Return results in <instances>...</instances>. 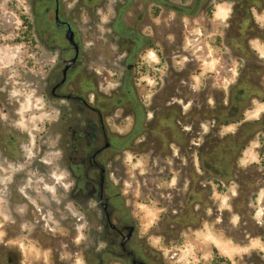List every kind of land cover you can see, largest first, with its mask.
Here are the masks:
<instances>
[{
  "label": "rangeland",
  "instance_id": "1",
  "mask_svg": "<svg viewBox=\"0 0 264 264\" xmlns=\"http://www.w3.org/2000/svg\"><path fill=\"white\" fill-rule=\"evenodd\" d=\"M91 1L80 3L79 14L67 4L64 13L82 21L83 53L97 52L104 91L119 92L128 79L148 101L156 80L139 71L142 42L130 58L135 69L127 70L133 50L113 30L118 10L120 22L143 38L153 39L146 19L154 22L164 55L173 42L172 63L158 68L160 82L180 73L194 103L209 106V116L196 121L190 166L176 149L167 158L134 148L115 153L109 184L123 218L161 264H220L224 256L228 264H264V0L245 7H235L236 0ZM155 2L163 8L152 19ZM43 5L0 0V264H84L82 251L107 242L87 152L74 144L71 117L58 128L59 106L46 96L58 49L38 24ZM23 15L32 27L28 37ZM147 61L151 68L158 59ZM121 113L116 109L114 127L124 132L131 120L119 124ZM240 133L248 141L230 150ZM205 159L213 166L205 167Z\"/></svg>",
  "mask_w": 264,
  "mask_h": 264
},
{
  "label": "flooded vegetation",
  "instance_id": "2",
  "mask_svg": "<svg viewBox=\"0 0 264 264\" xmlns=\"http://www.w3.org/2000/svg\"><path fill=\"white\" fill-rule=\"evenodd\" d=\"M80 3L91 6L93 2L44 0L38 24L45 25L50 46L58 49L56 64L49 70L45 79L46 96L59 106V116L56 119L58 128L65 127L63 123L70 119L71 130L76 132L73 137L75 146L87 152L84 166L87 167L88 173L94 175L93 197L100 213L99 226L102 237L107 238L102 249L82 251L83 261L84 264H161L155 261L156 258L151 257L149 252L147 253L145 245L137 237L136 227L123 218L121 198L115 193L112 184H109V176L113 175L114 156L116 152L134 148L145 154L155 152L167 158L176 149L186 153L190 166L193 164L195 126L201 124H196V121L209 116V106L194 103L195 91L189 86V80L180 73L175 74V79L170 82H160L158 68L164 63L167 66L172 63L173 42L167 45L169 49L164 55L162 45L155 42L157 38H155L154 22L152 24L148 18L146 19L148 21L146 28H150V33L154 35L153 39L148 33H142L145 36L143 38L142 35L138 36L133 28L126 27L120 22L118 10L112 23L113 30L127 36L131 40L132 46H130L133 50L132 55L127 52L129 57L125 64L127 70L135 69L136 63H131L130 58L137 51V45L142 42L138 50L139 71L143 75L154 74L156 80L152 97L148 101L142 96H137L136 88L128 79L123 80L121 91H104V86L102 87L98 80V67L101 64L97 52L93 50L87 54L83 53L80 32L82 21L78 22L76 18L64 13L65 5L72 4L77 9L72 11L73 14H79L78 9L83 6ZM127 3L129 1L123 4ZM254 3L255 0H236L234 5L245 7ZM162 8L160 3H153L151 18L157 19ZM139 18L137 26L142 21ZM86 28L90 29L89 36L94 33V28L91 26ZM148 48H153L156 52H149ZM155 55L158 62L150 68L147 56L150 58ZM153 68L157 70L155 73L152 72ZM167 72H170V69ZM104 78L106 79L105 76ZM102 83L106 84V82ZM220 108L226 111L225 105L221 104ZM116 109H122L119 124L125 119L131 120L127 123L129 126L124 132L114 127ZM219 115H215L217 119L222 117V114ZM66 116L71 118L67 119ZM226 116L227 113H224V119L227 118ZM248 139L249 137H243L240 133L235 138V143H230L228 147L230 150L242 148ZM221 141L227 142L226 137ZM213 159L211 161L205 159L203 165L210 168L213 166ZM228 263L225 256L220 257V264Z\"/></svg>",
  "mask_w": 264,
  "mask_h": 264
},
{
  "label": "trees",
  "instance_id": "3",
  "mask_svg": "<svg viewBox=\"0 0 264 264\" xmlns=\"http://www.w3.org/2000/svg\"><path fill=\"white\" fill-rule=\"evenodd\" d=\"M22 18H24V20H25V22H26V26H27V31H26V36L28 37V36H30V31H31V29H32V27H31V24H30V22L28 21V19L23 15V17Z\"/></svg>",
  "mask_w": 264,
  "mask_h": 264
}]
</instances>
